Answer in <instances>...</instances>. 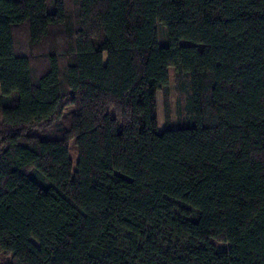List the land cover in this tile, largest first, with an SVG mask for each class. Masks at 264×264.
<instances>
[{"label":"trees","instance_id":"trees-1","mask_svg":"<svg viewBox=\"0 0 264 264\" xmlns=\"http://www.w3.org/2000/svg\"><path fill=\"white\" fill-rule=\"evenodd\" d=\"M0 253L264 264V0H0Z\"/></svg>","mask_w":264,"mask_h":264},{"label":"rangeland","instance_id":"rangeland-1","mask_svg":"<svg viewBox=\"0 0 264 264\" xmlns=\"http://www.w3.org/2000/svg\"><path fill=\"white\" fill-rule=\"evenodd\" d=\"M170 111L172 116V124L175 125L177 120V106H178V100H177V94L174 91L173 88V82L171 81L170 85ZM69 110V107L65 109V113ZM157 122L159 129H164L165 127V109H164V103H163V96L161 92H158L157 94ZM72 145V144H71ZM10 259V255H5L0 253V264H2L5 261H8Z\"/></svg>","mask_w":264,"mask_h":264}]
</instances>
